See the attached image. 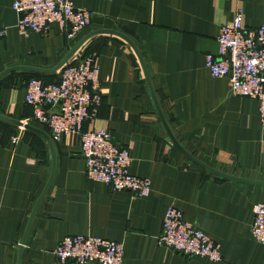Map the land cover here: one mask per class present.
Returning a JSON list of instances; mask_svg holds the SVG:
<instances>
[{"label": "crops", "instance_id": "0c3cea01", "mask_svg": "<svg viewBox=\"0 0 264 264\" xmlns=\"http://www.w3.org/2000/svg\"><path fill=\"white\" fill-rule=\"evenodd\" d=\"M71 1L92 13L90 25L73 39L56 24L47 33L21 34L12 0H0V72L15 65L54 66L87 32L117 30L136 45L165 122L180 145L216 168L264 180L258 100L232 95L229 77H213L205 66L206 54H218L220 26L239 8L243 26L258 27L264 23V0ZM79 50L95 56L101 96L88 109L83 130L105 129L115 144L127 148L130 172L148 177L150 192L138 197L88 179L79 137L51 138L55 172L36 208L20 264H58L56 244L75 234L121 242V264H264V245L250 232L253 205L264 203V185L222 178L173 144L139 59L125 40L97 34ZM30 73L20 70L0 78V114L33 124L24 101V79ZM44 74L43 79L54 82L59 70ZM50 169L45 139L0 119V264L17 263L19 242ZM171 205L220 245L221 261L158 245L164 212Z\"/></svg>", "mask_w": 264, "mask_h": 264}, {"label": "built area", "instance_id": "2783aa9c", "mask_svg": "<svg viewBox=\"0 0 264 264\" xmlns=\"http://www.w3.org/2000/svg\"><path fill=\"white\" fill-rule=\"evenodd\" d=\"M12 8L18 14L16 27L21 34L47 33L56 24L67 39H73L92 19L89 10L75 6L71 0H12ZM216 41L218 54H206V68L213 77H229L232 95L257 99L259 120L264 126V23L246 29L238 8L233 18L220 26ZM99 88L94 54L79 50L60 69L57 82L44 83L31 77L26 83L24 101L31 107V119L46 126L51 138L69 134L79 137L88 179L102 182L114 191L147 196L150 179L130 172V151L115 144L105 129L83 130L84 121L90 117L88 109L100 103ZM53 105L58 108L50 110ZM250 232L264 245L263 202L253 205ZM157 243L185 256L222 260L220 245L184 219L182 210L173 205L164 212ZM53 253L58 264H121L124 248L121 242L75 234L59 240Z\"/></svg>", "mask_w": 264, "mask_h": 264}, {"label": "water", "instance_id": "95a60500", "mask_svg": "<svg viewBox=\"0 0 264 264\" xmlns=\"http://www.w3.org/2000/svg\"><path fill=\"white\" fill-rule=\"evenodd\" d=\"M103 33H106V34H113L115 36H118L120 38H122L123 40H125L131 47L132 49L134 50V52L136 53L138 59H139V62L141 64V67H142V70H143V73H144V77L146 79V82H147V85H148V88L150 90V93H151V96L153 98V101H154V104H155V107H156V110L158 112V115H159V118L162 122V124L164 125L166 131H167V134L170 138V140L173 142V144L186 156L188 157L190 160H192L193 162H195L196 164L200 165L201 167H203L204 169L222 177V178H226V179H231V180H236V181H240V182H246V183H251V184H258V185H264V180H259V179H254V178H249V177H246V176H242V175H238L236 173H229V172H226L224 170H221L219 168H216L212 165H209L207 164L206 162L200 160L199 158H197L196 156H193L191 153L187 152L179 143V141L175 138V136L173 135V133L171 132L170 128L168 127V125L166 124L165 122V119L163 117V114L161 112V109H160V106L157 102V99H156V96L154 94V91L152 89V85H151V82H150V79H149V76H148V72L146 70V66H145V63L142 59V56L140 55L136 45L134 44V42L129 38L127 37L126 35H124L123 33L117 31V30H113V29H105V28H101V29H95V30H91L89 32H87L85 35H83L73 46L72 48H70L66 54L54 65V66H51V67H48V68H43V67H35V66H29V65H15V66H10V67H7L5 69H3L1 72H0V78L3 77L4 75L10 73V72H14V71H20V70H24V71H29V72H36V73H52V72H55V71H58L60 70L64 65L65 63H67V61L77 52L79 51V49L82 47V45L91 37L97 35V34H103ZM0 119L5 121V122H8L10 124H13V125H16V126H19V127H22V128H25V129H28V130H31L33 132H36L38 134H40L46 141V143L48 144V147H49V151H50V159H51V169H50V175H49V178L45 184V186L43 187L39 197L37 198L33 208H32V211L30 213V216L28 218V221H27V224L25 226V229H24V232H23V235H22V238L19 242V245H18V259H17V263L16 264H20V254H21V249H22V246L24 245L25 243V240H26V236L28 234V231H29V228H30V225H31V222H32V219L34 217V214H35V211H36V208L38 207L40 201L43 199L48 187L50 186L51 184V181L53 179V176H54V172H55V167H56V154H55V149H54V144H53V141L50 137V135L45 131L43 130L42 128L38 127V126H35L33 124H30V123H27V122H22L20 120H17V119H14V118H10L8 116H5L3 114H0Z\"/></svg>", "mask_w": 264, "mask_h": 264}, {"label": "trees", "instance_id": "16d2710c", "mask_svg": "<svg viewBox=\"0 0 264 264\" xmlns=\"http://www.w3.org/2000/svg\"><path fill=\"white\" fill-rule=\"evenodd\" d=\"M14 72H17V71H14ZM10 73H12V72H10ZM59 73H60V70H59ZM8 74H9V73H8ZM6 75H7V74H6ZM4 76H5V75H4ZM43 76H45L44 73H36V72H32V73H30V75H28V76L26 77V79H24V80H25V82L27 83V81H28L31 77H37V78L42 79V81H43L44 83H53V82H48V81H46L45 79H43ZM1 78H2V77H1ZM58 79H59V75H58L57 80L54 81V82H57ZM32 121H33V125L38 126V127H41V128H44V129H46V130L48 131V129H47L46 126H41V125L37 124L34 120H32ZM30 124H31V123H30ZM219 169H220V168H219ZM221 170H222V169H221ZM224 171L229 172V173H234V172H232V171H228V170H224Z\"/></svg>", "mask_w": 264, "mask_h": 264}]
</instances>
